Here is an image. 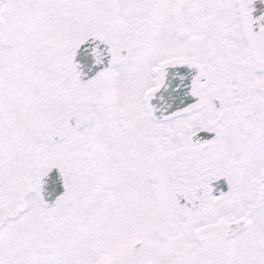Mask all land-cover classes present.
Instances as JSON below:
<instances>
[{"label":"snow or ice","instance_id":"1","mask_svg":"<svg viewBox=\"0 0 264 264\" xmlns=\"http://www.w3.org/2000/svg\"><path fill=\"white\" fill-rule=\"evenodd\" d=\"M0 264H264V0H0Z\"/></svg>","mask_w":264,"mask_h":264}]
</instances>
